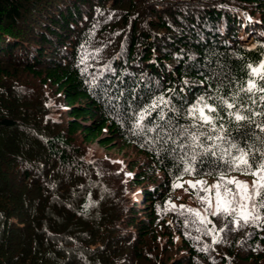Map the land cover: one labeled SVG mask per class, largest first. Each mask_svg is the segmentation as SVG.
<instances>
[{"label": "trees", "instance_id": "16d2710c", "mask_svg": "<svg viewBox=\"0 0 264 264\" xmlns=\"http://www.w3.org/2000/svg\"><path fill=\"white\" fill-rule=\"evenodd\" d=\"M262 64L264 0H0V264H264V187L228 183Z\"/></svg>", "mask_w": 264, "mask_h": 264}, {"label": "snow or ice", "instance_id": "6c2138e0", "mask_svg": "<svg viewBox=\"0 0 264 264\" xmlns=\"http://www.w3.org/2000/svg\"><path fill=\"white\" fill-rule=\"evenodd\" d=\"M254 74H261L264 73V64L260 65L259 68H254L253 70ZM262 78H264V76H262ZM253 88H255V84L252 82H249V88L248 91H251ZM262 91H264V89H261ZM233 105L229 104L228 107H232ZM205 109H207V112H215V109L212 108L211 106L208 105H204L203 107H198V108H193L192 111L193 112H199L200 113V118L204 123H211L212 119L211 117L206 114ZM237 120H242L244 119L243 116L237 115L236 116ZM247 154L243 151L240 152V155L236 158V166L239 167L240 165H244L246 167H250V165L248 164V160L246 158ZM254 175H256L258 177V180L255 183V190L258 194V189L260 187H264V165H260L259 169L252 173ZM203 183V182H201ZM228 183L230 184H236L237 185V189H238V193L242 199L244 200H251V196L248 195V191H249V186L247 184H244L242 182L239 181H235V180H231L228 181ZM192 187H195V184L191 185ZM217 188V202H216V207L217 210H219L221 208V193L219 192V188L220 185H216L215 186ZM227 195L228 196H233L234 194L232 193L231 189H227L226 190ZM241 207L243 208L244 205H241ZM223 210L225 212H231L234 211L235 209L232 208L231 206V201L230 200H225L224 201V205H223ZM214 214H216V212H214ZM243 214V213H242ZM196 215H199V213L197 212ZM245 220H247V215H245Z\"/></svg>", "mask_w": 264, "mask_h": 264}, {"label": "rangeland", "instance_id": "374dc122", "mask_svg": "<svg viewBox=\"0 0 264 264\" xmlns=\"http://www.w3.org/2000/svg\"><path fill=\"white\" fill-rule=\"evenodd\" d=\"M90 146L94 149H98L101 153H106L105 151H109L107 150L105 147L101 146L97 141H93L89 143ZM136 154V152L133 150V148H128V149H122V150H118L117 148H114L112 150L109 151V155L112 157L113 156H119V158H126V161L128 163H130L129 161H131V159H135V157H133L131 154ZM126 165V164H125ZM137 169V168H135ZM230 178L232 180L235 181H239L242 182L244 184H247L248 186L250 185H255L256 183V178H254L253 176H247V175H231ZM198 180L196 179H192V178H187L184 180L183 185L180 186V188L174 192V203L177 205L183 203L185 204L186 201H188L190 199V193L193 192L192 190H195V187H192V184L197 185Z\"/></svg>", "mask_w": 264, "mask_h": 264}]
</instances>
